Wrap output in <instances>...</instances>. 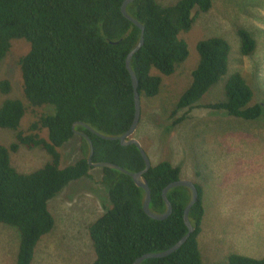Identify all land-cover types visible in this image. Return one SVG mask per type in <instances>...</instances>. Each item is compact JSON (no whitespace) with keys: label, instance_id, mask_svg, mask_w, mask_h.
Listing matches in <instances>:
<instances>
[{"label":"trees","instance_id":"obj_1","mask_svg":"<svg viewBox=\"0 0 264 264\" xmlns=\"http://www.w3.org/2000/svg\"><path fill=\"white\" fill-rule=\"evenodd\" d=\"M123 1L0 0V60L10 52L13 41L23 40L28 45L17 60L22 95L6 97L0 103V128L11 129L14 134L13 142L0 144V223L19 232L14 264H31L38 241L52 230L54 218L48 201L70 182L90 175L88 139L93 145L91 161L112 162L128 172L144 167L134 144L122 145L118 139L99 135H122L134 115L133 87L125 58L137 44L140 28L121 13ZM211 4V0H177L165 6L156 0L127 4V13L144 28L143 44L130 59L140 100L158 94L160 75L177 73L188 56L183 34ZM236 33L240 53L251 55L256 46L251 33L243 27H237ZM196 51L197 64L169 112L168 130L185 118V114L176 117L179 110L199 107L202 96L228 72L230 45L226 39H201ZM152 69L159 74H152ZM240 73L249 74L229 73L221 84L223 100L201 106L245 120L259 118L264 107L253 101V89ZM10 90L8 79H0V93L7 95ZM75 134L81 141V157L61 167L58 148ZM20 146L40 148L48 160L29 173L18 172L9 155ZM100 168L107 198L103 213L87 227L95 254L92 264H133L145 253L166 250L187 232L183 221L190 199L187 187L169 189L171 213L165 219H153L142 209L144 190L130 175ZM179 172L177 166L164 160L151 165L144 174L152 212L166 210L162 189L180 179ZM194 185L198 198L188 214L193 231L172 253L139 264H204L197 241L204 215L202 189L200 184ZM213 264H264V256L231 253L224 262Z\"/></svg>","mask_w":264,"mask_h":264},{"label":"rangeland","instance_id":"obj_2","mask_svg":"<svg viewBox=\"0 0 264 264\" xmlns=\"http://www.w3.org/2000/svg\"><path fill=\"white\" fill-rule=\"evenodd\" d=\"M156 1L165 6L177 0ZM211 3V8L200 13L183 34L188 56L177 73L160 75L158 94L141 98L139 122L131 136L151 165L168 161L180 169V179L201 185L204 215L198 241L204 264L224 262L231 253L264 256V109L259 118L245 120L201 106L223 100L221 84L229 73L242 71L249 73L240 74L253 89V101L264 107V0ZM237 27L245 28L255 39L251 55L240 53ZM210 36L228 41V72L202 96L199 107L179 110L176 117L185 114V118L168 130L169 112L190 82L198 61L196 43ZM27 47L25 41L15 40L0 60V79H8L11 86L9 94L0 93V103L6 97L22 95L17 60ZM151 72L159 74L156 69ZM13 141L12 130L0 128V144ZM58 151L61 167L75 162L81 157L79 136L75 134ZM9 158L21 173L34 171L48 160L42 149L24 146L10 153ZM89 172V176L70 182L48 201L54 226L38 241L31 264H92L95 254L87 227L103 213L107 187L101 181L102 168L92 166ZM18 243L17 228L0 223V264L15 263Z\"/></svg>","mask_w":264,"mask_h":264},{"label":"water","instance_id":"obj_3","mask_svg":"<svg viewBox=\"0 0 264 264\" xmlns=\"http://www.w3.org/2000/svg\"><path fill=\"white\" fill-rule=\"evenodd\" d=\"M130 1H132V0H124L120 6V10H121V13L123 14L124 17H126L128 20H130L131 22H133L135 25H137L140 28L139 40H138L137 44L128 52V54L125 58V67H126L128 73L130 75L131 84L133 87L134 115H133V119H132V122H131L129 128L122 135H120L118 137L106 136V135H102V134H99V135H100V137H102L104 139H118L120 141V144H122V145L134 144L136 146V148L138 149V151H139V153L143 159L144 167H143V169H141L137 172H128L125 169H123L122 167H120L119 165L112 163V162H108V161L93 162V161H91L92 154H93V145L89 139H88L89 154L87 157V162L90 166L107 167V168L117 169V170H121V171L125 172L126 174L130 175L132 180L134 181L135 185L138 187H141L144 190L142 209L149 217H151L153 219H165L171 213L172 207H171V204L167 198V192L169 189L176 187V186H185L190 190V199H189V201H188V203H187V205L183 211V221L187 227V232L174 245L167 248L166 250H163L161 252L145 253V254L137 257L134 260L133 264H139L142 260L147 259V258L164 257V256L172 253L173 251H175L181 244L184 243L186 238L193 231V227L190 224L188 214H189V210H190L191 206L197 201L198 193H197V189H196L193 182H191L189 180H185V179H178V180H175V181L168 183L162 189L161 196L165 202L166 210L162 213H155L149 209L150 189L148 187L146 179L143 176L147 172V170L151 167V163H150L148 156L146 155V153L144 152V150L141 148L140 144L138 143V141L135 138L131 137L132 134L134 133L137 125H138L139 118H140V96H139L138 91H137L138 80L136 78V75L134 74V72L131 69L130 59H131L132 55L137 50H139V48L143 44V30H144V28L136 19H134L132 16H130L127 13L126 6ZM76 124H80V123H74V125H76ZM91 131L94 132V130H92V129H91ZM82 135H84L87 138V136L85 134L82 133Z\"/></svg>","mask_w":264,"mask_h":264},{"label":"crops","instance_id":"obj_4","mask_svg":"<svg viewBox=\"0 0 264 264\" xmlns=\"http://www.w3.org/2000/svg\"><path fill=\"white\" fill-rule=\"evenodd\" d=\"M198 237H199V235H198ZM198 237H197V241H198ZM198 246H199V241H198ZM200 249V248H199Z\"/></svg>","mask_w":264,"mask_h":264},{"label":"flooded vegetation","instance_id":"obj_5","mask_svg":"<svg viewBox=\"0 0 264 264\" xmlns=\"http://www.w3.org/2000/svg\"><path fill=\"white\" fill-rule=\"evenodd\" d=\"M78 180V179H77Z\"/></svg>","mask_w":264,"mask_h":264}]
</instances>
